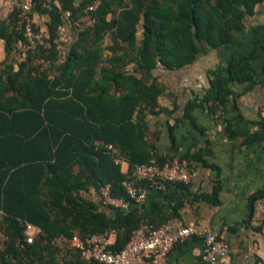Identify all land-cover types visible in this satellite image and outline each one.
Returning <instances> with one entry per match:
<instances>
[{"label": "trees", "instance_id": "obj_1", "mask_svg": "<svg viewBox=\"0 0 264 264\" xmlns=\"http://www.w3.org/2000/svg\"><path fill=\"white\" fill-rule=\"evenodd\" d=\"M35 2L33 19L37 13L48 21L46 32L34 22L41 35L34 49H19L26 38L17 9L0 20L7 55L0 64V233L8 237L0 264H98L69 247L74 236L115 233L111 249L119 252L143 225L157 228L179 213L180 205L169 214L162 200L148 205L167 192L145 181L136 184L149 189L143 204L124 187L136 179L138 166L175 157L160 154L149 138V121L170 112L161 104L164 84L147 77L192 65L204 47L237 43L264 0H53L51 8ZM66 11L71 18L64 22ZM63 24L71 37L68 57L59 64L54 41ZM250 29L251 53L233 58L227 76L213 74L205 98L189 102L185 119L193 120L202 103L224 106L230 84L256 83L264 25ZM166 126L175 143L174 126ZM106 185L128 209L91 197ZM180 186L170 183L168 190ZM25 222L43 229L33 244L25 242Z\"/></svg>", "mask_w": 264, "mask_h": 264}, {"label": "crops", "instance_id": "obj_2", "mask_svg": "<svg viewBox=\"0 0 264 264\" xmlns=\"http://www.w3.org/2000/svg\"><path fill=\"white\" fill-rule=\"evenodd\" d=\"M14 1L0 0V20L9 18ZM33 20L42 32L47 31L46 16L35 13ZM247 23L237 43L204 47L192 65L176 71L157 69L147 77L149 83L157 79L164 84L161 104L170 112L149 121V138L156 140L160 154L188 155L189 161H183L194 173L189 184L155 194L147 204L162 200L169 214L180 205L178 216L167 223L173 232L190 227L202 234L223 235L229 252L216 264H264V59L257 62L256 83H232L224 106L205 102L194 110L193 120L184 117L189 102L200 104L205 98L213 74L227 76L233 58L251 53L255 43L250 28L264 25V3ZM60 31L67 40L71 37L66 27ZM6 56L5 41L0 39V64ZM167 123L174 126L175 143ZM91 197L101 201L95 192ZM109 236L113 243L115 233ZM202 249L200 236L189 237L173 247L168 264H211L202 259Z\"/></svg>", "mask_w": 264, "mask_h": 264}, {"label": "built area", "instance_id": "obj_3", "mask_svg": "<svg viewBox=\"0 0 264 264\" xmlns=\"http://www.w3.org/2000/svg\"><path fill=\"white\" fill-rule=\"evenodd\" d=\"M53 0H43L45 8H51ZM99 2L89 7L95 10ZM35 0H15L13 7L19 11V24L23 28L26 38L22 51L34 49L41 40L40 33L32 17ZM63 20L67 22L71 18V12L63 13ZM65 29V24L60 26V30ZM58 63H64L68 57L67 39L63 36L55 39ZM264 111V107H263ZM109 151H114L112 145L107 146ZM120 162V158L116 159ZM136 179L124 182L125 190L130 199L138 204H143L147 200L148 187L139 188L138 182H147L149 187L155 191L167 192L168 184L180 183L189 184L194 173L187 164L175 156L171 161L164 164L153 159L148 164L137 167ZM101 201L104 206L128 209L129 203L123 199L115 198L111 195V186L106 185L101 189ZM3 212L0 210V216ZM24 238L27 244H33L35 240L43 234V229L30 222L23 224ZM192 236H200L203 240L202 259L216 264L222 257L228 255L229 248L223 235L215 232L202 234L194 228L184 227L176 231H171L170 227L162 225L154 228L143 225L134 232L131 240L125 248L119 252L111 249L112 241L109 235L92 234L85 237L74 236L70 241V248L80 252L82 259L86 263L98 264H168V257L173 247ZM7 235L0 233V254L5 251Z\"/></svg>", "mask_w": 264, "mask_h": 264}]
</instances>
